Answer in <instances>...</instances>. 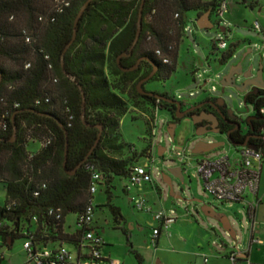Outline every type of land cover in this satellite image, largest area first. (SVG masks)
<instances>
[{
    "label": "trees",
    "instance_id": "1",
    "mask_svg": "<svg viewBox=\"0 0 264 264\" xmlns=\"http://www.w3.org/2000/svg\"><path fill=\"white\" fill-rule=\"evenodd\" d=\"M88 1L0 0V187L5 192L0 221L11 222L18 231L36 217L44 243L76 246L80 242L82 232H69L64 224L68 216L87 207L93 171L101 175L100 187L106 188L110 200L114 179L128 180L138 165L137 154L120 156L125 145L119 128L127 104L112 91L108 76L138 84L155 69L142 62L136 71L122 72L119 57L127 56L120 59L122 68H132L147 58L156 65L154 79L168 81L176 72L179 45L191 21L188 14L196 13L197 27L200 17L207 12L212 16L220 5L219 0H145L140 38L130 55L143 0H92L66 51L75 33V20ZM238 47L232 45L223 54L222 64ZM157 51L168 64L156 56ZM62 60L76 82L64 75ZM136 94L154 108L176 110L156 98L166 95H142L137 88ZM244 102L253 107L255 116L250 118L249 135L234 142L258 137L250 138L248 144L264 149V91L247 94ZM98 126L102 136L93 149ZM31 142L42 145L38 153L27 151ZM76 169L72 176L66 173ZM6 205H12L8 213ZM107 205L119 223L120 209ZM57 209L61 222L48 214ZM132 253L141 264L140 257Z\"/></svg>",
    "mask_w": 264,
    "mask_h": 264
},
{
    "label": "rangeland",
    "instance_id": "2",
    "mask_svg": "<svg viewBox=\"0 0 264 264\" xmlns=\"http://www.w3.org/2000/svg\"><path fill=\"white\" fill-rule=\"evenodd\" d=\"M225 1L228 5V14L220 20L216 17V12L213 13L210 19L213 27L209 30L198 29L194 24L196 13L188 14V19L191 21L188 22V31L183 33L179 45L176 72L168 81H159L153 77L141 89L148 93L166 95L168 99L181 102L184 108L206 97L222 98L229 113L235 115L244 124L255 114L253 107L244 102L243 94L231 88H223L221 82L239 63H242L244 71L253 66L254 75L261 67L264 79V0ZM257 22L261 25V33L254 28ZM218 39L226 41L228 45L226 51L215 49L214 43ZM236 44L239 47L236 48L233 56L222 64L223 54ZM245 55L247 56L243 60ZM108 80L112 91L127 104V114L121 119L119 128L121 142L125 145L120 156L130 157L133 153L137 154L136 164L148 165L153 177L152 183L130 191L126 190L127 179L115 178L110 189L112 194L110 200L105 187H100L95 194V225L99 228L98 232L102 239L110 245V248L106 249L109 259L114 264H138L131 252L134 250L143 258V264H178L180 255L173 251V246L180 245L185 238L187 223L190 220L194 224H200L207 231L210 246L217 253L223 255L236 246L241 251L247 250L252 234V222L245 211L249 204L228 206L218 203L204 192L197 173L200 161H212L225 156H229L234 161L238 157L237 148L222 136L198 139L188 119L176 125L174 141H172L169 125L175 124L174 111L169 108H154L138 97L136 82H125L111 74ZM204 82L207 85L202 90ZM242 82L239 80L238 84ZM198 141L224 145L209 154L194 155L193 150ZM161 149L164 153L160 157ZM40 150L41 144L38 142H31L27 147V151L31 154H36ZM174 168L183 170L184 180L180 182L171 177L173 194L185 201L173 198L164 182L163 176H168L169 171ZM138 196L146 202V209L142 212L129 201ZM4 200L5 192L0 187V202ZM192 200H200L219 215L226 217L236 238H231L219 222L205 217L201 212V205L191 202ZM249 200H251L250 196ZM258 201L260 203L256 208L255 220L259 226L262 225L260 232L264 241V223L260 222L264 220V161ZM107 204L121 210L125 223L122 230L126 231L127 236L116 227L117 223ZM147 209H152V212H147ZM170 210L175 211L174 216L178 219L170 226L169 232H162V244H159V248L151 249L149 244L153 229L160 228V223L155 221L154 215L160 211ZM74 219L75 215L67 217V230L74 227ZM66 248L72 250L69 246ZM260 249V255L264 258V247ZM24 261L23 243L19 239L13 248L6 252L2 264H23Z\"/></svg>",
    "mask_w": 264,
    "mask_h": 264
},
{
    "label": "built area",
    "instance_id": "3",
    "mask_svg": "<svg viewBox=\"0 0 264 264\" xmlns=\"http://www.w3.org/2000/svg\"><path fill=\"white\" fill-rule=\"evenodd\" d=\"M215 12L217 18L220 20L224 19L228 14V5L225 0L220 2ZM254 28L257 32H262L261 25L258 22ZM215 45L219 51H226L228 49L226 41L222 39L216 40ZM155 54L158 58L162 59L163 64L169 63L167 58L162 57L160 51H157ZM206 85L207 83L204 82L202 90H204L203 87H206ZM261 113L264 114V110ZM262 134L264 139V131ZM237 154L238 157L234 161L229 156H225L212 161H200L198 165L197 173L202 181L204 192L222 205H237L244 201L247 194L256 196L258 193L263 169L264 149L251 146L239 147L237 148ZM152 182V172L148 165H137L131 170L126 190L130 191L133 188H142L144 184ZM101 183V175L93 171L89 187L90 199L85 210L75 216L73 231L67 230V222L65 221V230L69 232L79 230L82 232V238L76 246L52 243L51 241L44 243L41 239L43 232L39 230L38 219L36 217L31 219L29 226L26 225L18 231L15 230V226L11 222H7L6 220L0 221V264L6 258V252L12 249L15 242L19 239L22 240L25 255L23 264H114L109 257L103 255L105 242L100 236L94 220V197ZM131 202L138 211L142 212L146 209V202L140 196L132 198ZM4 208L8 213L12 210V205H6ZM146 211L151 212L150 209ZM247 213L251 219L252 227H255L253 207ZM48 214L49 217H53L57 222L63 220L59 209L50 210ZM174 215L175 211L173 210L155 213L154 219L160 223V228L153 229L150 244L154 249H157L160 232L162 230L167 231L176 222L177 218ZM42 227L45 228L44 226ZM12 234H15L18 238L13 239ZM250 243L251 245L254 243L263 244L262 241L255 240L254 238L251 239ZM67 246L71 247L72 250H68ZM229 259L233 263L241 259V252L237 247L231 253ZM205 264H207V259H205ZM247 264L251 263L247 262Z\"/></svg>",
    "mask_w": 264,
    "mask_h": 264
},
{
    "label": "water",
    "instance_id": "4",
    "mask_svg": "<svg viewBox=\"0 0 264 264\" xmlns=\"http://www.w3.org/2000/svg\"><path fill=\"white\" fill-rule=\"evenodd\" d=\"M91 1L92 0H89L83 6L81 11L79 12V14H78V16H77V18L75 20V24H74L75 33H74V36H73V39H72L71 43L67 46L66 51L73 44V42L75 40V37H76L77 26H78V24L80 22V19L83 16L85 10L90 5ZM144 2H145V0H143L142 6H141V9H140L139 20H138V31H137L136 38H135V40L133 42L132 48L130 50V55H132L133 49L136 46V44L138 43L139 38H140L141 29H142V25H141V23H142V10H143ZM210 15H211V13L207 12L206 14H204L202 17H200L198 19V21H197L198 29H200V30H209V29H211L213 27V24L210 21ZM249 52L250 51H248V54H249ZM246 56L247 55L244 56L243 60L246 58ZM62 57H64V55ZM125 57H127V56L126 55H122L121 57H119V60H118V63H119V66H120V69L122 70V72H126V73L134 72L137 69H139V67H140L142 62H148V63H150L153 66L155 71H153L145 79L141 80L138 83V85H137V90H138V92L140 94H142V95L147 94L149 96H153L152 93H147V92L143 91L141 89V87L144 84H146L147 82H149L150 80H152V78L155 76V73H156V67L155 66L156 65L153 62H151L149 59H147V58H141V59H139L136 62L135 66H133L132 68H122L121 65H120V59L125 58ZM61 66H62V70H63L64 75L67 78H69L70 80H72L73 82H76L75 79L66 72L63 60L61 62ZM241 79H243L245 81L242 80L243 82L241 84H238L239 80H241ZM1 81H2V79H1V75H0V84H1ZM221 86L223 88H232V89L236 90L237 92H239L240 94H245L251 87H255L257 89H263L264 90V79H263L262 68L259 67L257 73L254 75L253 74V66H250L246 71H244V69L242 67V63H239L237 66L233 67L229 71V73L223 78V80L221 82ZM79 89L81 90V96H82V99H83V102H84V100H85L84 99V93H83V91H82V89L80 87H79ZM156 98L157 99H162L163 101H165L168 104L175 105L176 106V118L177 119L181 118V116L179 115V112L181 111L182 104L180 102L172 100V99H168V98H161V97H158V96H156ZM218 101L222 102V103H225L222 98H219ZM247 121L249 122L250 118H248ZM83 122H84V124L86 126H88V127L90 126L86 122L84 117H83ZM97 128L99 129V134H98V138H97V141H96L95 146L93 147V149L98 145V143H99V141L101 139V136H102V127L98 126ZM175 128H176V124H170L169 125V135H170L172 141H174ZM14 133H16V128L15 127H14ZM206 134L219 135V130H210V131H207V132L198 131L197 132V137H203ZM251 138H258V137H251ZM228 140H229V143L232 146L236 147V148L249 146V144H248L249 138H247L244 143H235L230 138ZM223 145H224L223 143H214V142L200 141V142H197V144L195 145L194 150H193V154L194 155L209 154V153H211V152H213V151H215L217 149H220L221 147H223ZM163 153H164V150L161 149L160 152H159V156L160 157L163 156ZM66 155H67V146H66ZM80 167H81V165L78 168H80ZM76 171H77V169L73 170L72 172L66 171V173L69 176H72V175H74L76 173ZM163 177H164V182L166 183V185L169 187V189L171 191V196L173 198H175V199H179L181 201H185V200H182L179 197H175L174 196V194H173V184H172V180H171V177H173V178L179 180L180 182H182L184 180L183 170L181 168L171 169L169 171V175L168 176L164 175ZM191 202H194V203H196L198 205H201V212L204 214L205 217L219 222L221 224L223 230L231 238H233V239L236 238L235 232L233 231V229L231 227V224H230L229 220L226 217H222L213 208H211L207 204H204L200 200H192ZM252 238H253V236L250 237L249 241H251Z\"/></svg>",
    "mask_w": 264,
    "mask_h": 264
},
{
    "label": "crops",
    "instance_id": "5",
    "mask_svg": "<svg viewBox=\"0 0 264 264\" xmlns=\"http://www.w3.org/2000/svg\"><path fill=\"white\" fill-rule=\"evenodd\" d=\"M210 19H211V15H210ZM144 166H146V165H144ZM261 177H262V174H261ZM260 184H261V180H260ZM260 184H259V189H258L257 195L253 196L251 194H247L244 201L242 202V203L249 204V207H247L245 209L246 212L249 211L251 207H253L254 213L256 214V208L258 207V205L260 203L258 201V196H259V192H260ZM248 195L251 198V200H249V201H248V199H249ZM129 201L131 202V199ZM242 203H240V204H242ZM240 204L233 205V206H239ZM228 206H230V205H228ZM151 212H152V209H151ZM121 216H122V214H121ZM222 217H224V216H222ZM66 222H67V220H66ZM254 222H255V227H252L251 236H253V238L255 240L262 241L263 244L259 245L257 243H254L251 245V243L249 241L247 250H243V251L239 250L241 252V259L238 260L236 263H233L230 261L229 256L236 249V247L231 249L228 253H225L223 255L217 253L210 246V239L208 237L207 231L203 227H201L200 224H194L193 221L190 220L187 223V227H186L187 232H186L185 238L181 241L180 245H174L175 247L173 246V248H174L173 251H175L176 253H178L180 255V258H179L180 261L178 262V264H205V259H207V264H247V262H250L251 264H264V258H262L260 255V253H261L260 248L264 247V241L262 239L263 236H262V233L260 232V230H262L260 228V226H262V225L259 226V224L255 220V217H254ZM260 222L264 223V220H262ZM123 224H125V223H124V218L122 216V220L119 223H117L116 227L119 228L120 230H122L124 228ZM96 228H97V230L99 229L97 226H96ZM70 229L71 230H69V231H73L74 227L73 228L70 227ZM169 229L167 231L162 230L160 232V235L158 237V242H157V249L159 248V244L160 243L162 244V240H161L162 232L163 231L169 232ZM123 231L124 230H122V232ZM103 232H104V230H103ZM123 234L127 236L126 233L123 232ZM103 240L105 242V239H103ZM149 245H150V248L152 249L151 244H149ZM108 248H110V245L105 243V246L103 248V255L106 257H109V255L106 252L107 251L106 249H108ZM131 252H135L140 257L141 264H143V260H142L143 258L136 251L131 250ZM158 264H160V263H158Z\"/></svg>",
    "mask_w": 264,
    "mask_h": 264
},
{
    "label": "flooded vegetation",
    "instance_id": "6",
    "mask_svg": "<svg viewBox=\"0 0 264 264\" xmlns=\"http://www.w3.org/2000/svg\"><path fill=\"white\" fill-rule=\"evenodd\" d=\"M257 90H263V89H257L255 87H251L242 96L244 98L247 94L255 93L257 92ZM218 99L219 98L214 99L211 97H206L200 102L188 105L187 108H184L182 106L181 111L179 112V115L181 116V118L179 119L176 118V110H175L173 122L177 125L178 123H180V121L184 119H188L191 122L192 126L194 127L196 136H197L198 131L207 132L210 130H219V135L206 134L203 137H197L198 139H205L209 136H222L229 142L228 140L229 138L232 141H235L239 136L245 137L246 135H249L250 127H251L250 126L251 120L248 122L247 121L248 119H247L246 123L243 124L235 115L230 114L226 107V104L219 102ZM172 106H175V105H172ZM254 116L255 114L251 117H254ZM248 138L250 139L251 137H248Z\"/></svg>",
    "mask_w": 264,
    "mask_h": 264
}]
</instances>
